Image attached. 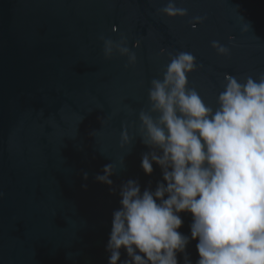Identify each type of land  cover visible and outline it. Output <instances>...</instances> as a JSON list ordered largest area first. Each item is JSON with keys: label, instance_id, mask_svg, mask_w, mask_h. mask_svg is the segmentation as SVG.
I'll return each instance as SVG.
<instances>
[{"label": "water", "instance_id": "95a60500", "mask_svg": "<svg viewBox=\"0 0 264 264\" xmlns=\"http://www.w3.org/2000/svg\"><path fill=\"white\" fill-rule=\"evenodd\" d=\"M167 2L0 0V264H108L122 186L134 180L142 194L166 183L155 163L150 175L141 167L151 149L139 113L169 53L195 57L188 87L213 108L226 75H264V0H175L188 10L176 18L159 11ZM101 37H125L136 64L115 52L106 59ZM106 165L111 185L96 179ZM178 215L196 264L193 217Z\"/></svg>", "mask_w": 264, "mask_h": 264}, {"label": "clouds", "instance_id": "9594fccd", "mask_svg": "<svg viewBox=\"0 0 264 264\" xmlns=\"http://www.w3.org/2000/svg\"><path fill=\"white\" fill-rule=\"evenodd\" d=\"M159 11L168 18L188 15L175 0ZM101 39L106 59L115 52L127 57L126 67L136 64L125 37ZM212 47L220 55L229 52L218 41ZM169 56L163 79L151 80L149 110L139 113L140 137L151 149L141 167L150 175L155 163L166 183L142 194L134 180L122 186L106 248L108 264H121L122 249L128 257L122 264H178L177 253L191 264L185 251L189 237L178 231V214L184 212L193 217L196 264H264V75L243 82L226 75L213 108L188 87L195 57ZM121 141L130 144L126 130ZM112 174V165H106L96 179L111 185Z\"/></svg>", "mask_w": 264, "mask_h": 264}]
</instances>
